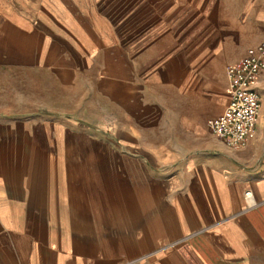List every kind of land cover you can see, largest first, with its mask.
Returning <instances> with one entry per match:
<instances>
[{
	"label": "crops",
	"instance_id": "0c3cea01",
	"mask_svg": "<svg viewBox=\"0 0 264 264\" xmlns=\"http://www.w3.org/2000/svg\"><path fill=\"white\" fill-rule=\"evenodd\" d=\"M261 44L264 0H0V264H264V70L208 124Z\"/></svg>",
	"mask_w": 264,
	"mask_h": 264
},
{
	"label": "built area",
	"instance_id": "2783aa9c",
	"mask_svg": "<svg viewBox=\"0 0 264 264\" xmlns=\"http://www.w3.org/2000/svg\"><path fill=\"white\" fill-rule=\"evenodd\" d=\"M263 70L264 44L258 47L256 55L246 56L228 68L229 104L208 124L229 146H244L250 140L261 109V96L253 84ZM247 196L251 197V192Z\"/></svg>",
	"mask_w": 264,
	"mask_h": 264
},
{
	"label": "rangeland",
	"instance_id": "374dc122",
	"mask_svg": "<svg viewBox=\"0 0 264 264\" xmlns=\"http://www.w3.org/2000/svg\"><path fill=\"white\" fill-rule=\"evenodd\" d=\"M41 5L42 4H37V11H38V13H37V15H38V25H39V28L40 29H43V30H45V27H46V18L44 17V15L41 13ZM29 7H31L30 6V4H27V10L29 11ZM55 37H57V36H55Z\"/></svg>",
	"mask_w": 264,
	"mask_h": 264
}]
</instances>
